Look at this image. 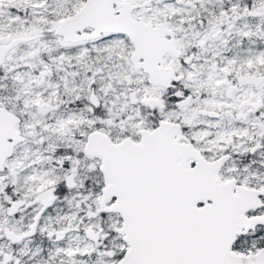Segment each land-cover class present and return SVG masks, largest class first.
<instances>
[{"label":"snow or ice","instance_id":"snow-or-ice-1","mask_svg":"<svg viewBox=\"0 0 264 264\" xmlns=\"http://www.w3.org/2000/svg\"><path fill=\"white\" fill-rule=\"evenodd\" d=\"M0 264H264V0H0Z\"/></svg>","mask_w":264,"mask_h":264}]
</instances>
